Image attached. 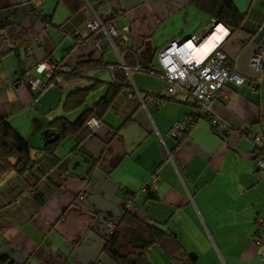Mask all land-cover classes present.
Returning <instances> with one entry per match:
<instances>
[{
    "label": "crops",
    "instance_id": "1",
    "mask_svg": "<svg viewBox=\"0 0 264 264\" xmlns=\"http://www.w3.org/2000/svg\"><path fill=\"white\" fill-rule=\"evenodd\" d=\"M81 1L83 9L73 16L59 0H0V19L11 21L0 28V39L17 45L13 52L0 51V117L28 141L35 164L23 179L9 172L0 180L1 264H114L103 253L105 231L109 223L121 222L130 196L134 214L175 235L196 256L193 264H264V243L261 248L253 242L264 222V169L254 156V138L264 135V72L251 63L264 42V0H232L245 16L242 29L234 32L221 23L218 30L216 21L189 0ZM89 5L120 32L115 48L80 42L90 37ZM216 30L209 51L218 47L226 64L245 77L240 87L227 85L213 105L233 131L223 137L202 119L179 141L170 130L199 107L168 98L158 56L197 34H207L206 42ZM119 46L157 74L128 67L129 87L103 123L91 134L83 129L66 139L57 160L48 158L43 148L50 123L58 117L75 121L105 95L106 86L92 104L64 111L71 93L91 86L93 79L112 81L111 66L124 69ZM47 60L62 63L67 73L84 63L102 64L35 98L26 77L38 76L36 67ZM149 94L162 97H155L159 106L142 103ZM62 173H67L63 181ZM149 260L177 264L159 246Z\"/></svg>",
    "mask_w": 264,
    "mask_h": 264
},
{
    "label": "trees",
    "instance_id": "2",
    "mask_svg": "<svg viewBox=\"0 0 264 264\" xmlns=\"http://www.w3.org/2000/svg\"><path fill=\"white\" fill-rule=\"evenodd\" d=\"M59 1L67 3L73 16L78 15L84 7L81 0ZM189 1L209 18L227 26L233 32L242 29L245 16L237 9L232 0ZM10 24L11 21L6 18L0 19V28ZM119 50L123 53L124 62L130 69L139 66L142 70L157 74L136 53L126 52L127 49L121 46H119ZM101 64L102 62H89L79 65L71 73H67L65 70L57 72L49 79V87L60 85L63 81L83 78V72ZM112 75V81L110 82L93 79L91 86L79 89L67 97L64 103V111L69 114L81 109L87 102L89 95L95 90L104 86L107 87L105 95L91 109L85 110L75 121L71 122L66 117H58L50 123L45 132L46 144L43 148L48 158L54 161L57 160L55 154L61 144L68 138L81 135L85 123L91 117H95L103 123L108 110L117 99L122 97L124 90L129 87V76L123 68L116 66L112 71ZM151 95L159 99L162 98L159 95L149 94V96ZM34 167L35 164L31 158V146L28 141L6 118L0 117V180L9 172H14L19 179H23ZM154 246L161 247L177 264H193L196 260V256L189 254L175 235L166 233L158 226L143 221L130 210L124 212V216L116 226L113 234L110 237L105 236L103 253L114 264H152L149 260V254ZM3 261L4 259H1L0 264Z\"/></svg>",
    "mask_w": 264,
    "mask_h": 264
},
{
    "label": "built area",
    "instance_id": "3",
    "mask_svg": "<svg viewBox=\"0 0 264 264\" xmlns=\"http://www.w3.org/2000/svg\"><path fill=\"white\" fill-rule=\"evenodd\" d=\"M89 15L85 19L86 29L90 34L87 39H81L80 42L92 44L99 50H103L105 43L115 48L114 39L119 37L120 32L113 26L108 25L98 13V9L94 6H88ZM264 27V25H263ZM128 32V29H125ZM205 35L197 34L191 37V40L185 43L186 49L178 48L176 41L171 47H166L159 53V63L163 68L162 78L168 83L167 96L174 100H179L181 103L188 104L195 102L199 111L191 113L179 123H176L170 130V135L181 141L185 138L187 132L200 120L207 119L211 122L213 130L216 134L225 136L232 133V128L219 116L216 115L213 105L214 102L225 95L227 85L240 87L245 83V77L231 70L226 64L227 57L218 47H215L207 55L201 59L192 57L193 49L204 42ZM191 48L188 49V45ZM17 47L12 40L1 37L0 51L4 55L8 52H13ZM252 66L258 72H264V42L257 47L256 53L252 57ZM2 62L0 60V69ZM115 66H111L110 70H114ZM126 72H129L128 67H124ZM136 69H140L136 66ZM65 70L62 63L55 60H47L38 65L35 69L38 76H27L26 83L33 91L35 98H39L45 90L50 86L48 81L52 76ZM140 96V94H139ZM144 105L152 104L159 106L160 100L153 96L141 97ZM102 121L91 117L84 125L86 134L93 133ZM256 146L255 161L258 169H264V135L258 134L254 138ZM67 176V173H62L60 178L62 181ZM48 174L44 179H47ZM33 191L29 192V197H32ZM136 205L132 197H127L123 204V212L135 210ZM116 229V225L109 223L105 236L110 237ZM264 222H260L259 228L253 236V242L258 247H263L264 243ZM261 258L264 260V249L261 252Z\"/></svg>",
    "mask_w": 264,
    "mask_h": 264
},
{
    "label": "bare ground",
    "instance_id": "4",
    "mask_svg": "<svg viewBox=\"0 0 264 264\" xmlns=\"http://www.w3.org/2000/svg\"><path fill=\"white\" fill-rule=\"evenodd\" d=\"M220 25V24H219ZM218 25V26H219ZM219 29H222L221 28V26H219V28H218V30ZM216 33H217V30H216V32H214L213 33V35L211 36V37H209V39L206 41V42H203L202 44H200L199 46H197V47H195L194 49H193V52H192V57H194V58H196V57H198V58H201L203 55H205L206 53L208 54L210 51V41H211V39H213L214 37H215V35H216ZM215 40V39H214ZM192 46H191V44H189L188 45V49H190ZM206 54V55H207ZM198 58H196V59H198Z\"/></svg>",
    "mask_w": 264,
    "mask_h": 264
},
{
    "label": "water",
    "instance_id": "5",
    "mask_svg": "<svg viewBox=\"0 0 264 264\" xmlns=\"http://www.w3.org/2000/svg\"><path fill=\"white\" fill-rule=\"evenodd\" d=\"M219 24H220L219 22H216V23L214 24V27H217ZM205 37H207V34L205 35ZM189 40H191V38L184 39V40H182L181 42H178L177 47H178V48H182V49H186L187 46H185V43L188 42ZM169 47H171V45H169Z\"/></svg>",
    "mask_w": 264,
    "mask_h": 264
},
{
    "label": "rangeland",
    "instance_id": "6",
    "mask_svg": "<svg viewBox=\"0 0 264 264\" xmlns=\"http://www.w3.org/2000/svg\"><path fill=\"white\" fill-rule=\"evenodd\" d=\"M106 76L110 77L109 73L106 74ZM106 89L107 87L105 88V92H106ZM100 89L98 90H95L93 93H91L88 97V104H92L93 100L95 99V95L97 94V91H99ZM93 95V96H92Z\"/></svg>",
    "mask_w": 264,
    "mask_h": 264
}]
</instances>
